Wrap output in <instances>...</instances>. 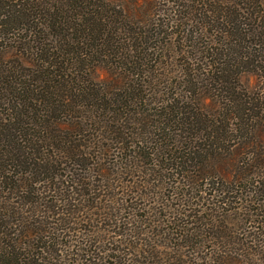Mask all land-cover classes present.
Here are the masks:
<instances>
[{"label": "trees", "instance_id": "16d2710c", "mask_svg": "<svg viewBox=\"0 0 264 264\" xmlns=\"http://www.w3.org/2000/svg\"><path fill=\"white\" fill-rule=\"evenodd\" d=\"M171 3L159 7L162 18L154 20L150 0H0V35L10 33L26 68L19 93L0 95L6 113L0 114V264H243L251 239L255 260L264 264V179L252 181L246 192L255 198L245 207V183L212 179L199 195L187 189L193 179L180 175L184 162L197 165L205 154L215 155L190 144L194 130L208 135L206 97L198 94L202 108H194L187 95L167 90L175 85L163 91L167 69L155 72L166 51L155 44L172 34L178 42L183 35L199 38L204 49L192 58L213 89L227 82L228 61L222 38L215 33L202 40L201 27L189 30L182 22L180 13L192 5ZM72 8L78 11L75 23L69 21ZM215 9L198 14L206 28L205 22L219 19ZM65 52L75 54V67L93 63L87 76L74 75L75 67L68 72ZM192 70L184 69L195 84ZM161 82L165 96L151 87ZM186 91L196 93L191 86ZM45 102L69 117H24L25 106L32 103L37 112L36 105ZM215 116L218 133L227 127L221 114ZM179 132L188 136L177 139ZM131 170L145 179L180 175L182 192L169 208L161 201L154 212L146 202L148 181L121 176ZM228 206L245 210L243 222L253 228L246 245L222 240L225 212L233 210ZM248 211L261 221L252 224Z\"/></svg>", "mask_w": 264, "mask_h": 264}, {"label": "rangeland", "instance_id": "374dc122", "mask_svg": "<svg viewBox=\"0 0 264 264\" xmlns=\"http://www.w3.org/2000/svg\"><path fill=\"white\" fill-rule=\"evenodd\" d=\"M150 2L156 8V12L152 15L154 20L157 17L162 18V16L156 15L159 7L161 9L165 7L169 8L172 5L171 0H150ZM184 2L192 5L191 9L180 13V18H183L182 22H186L187 29H193L194 25L201 27L202 31L208 33L203 32L204 36L202 40L207 39L209 36L214 38L215 33L217 37L222 38V46L226 49L228 61L226 72L228 73V77L227 82L222 83V86L218 88V85H216L214 89L213 87L215 85L208 84L202 79L204 70L198 67L200 65H197L196 58H192L194 54L201 55L204 49L203 45L200 44L201 40L198 41L199 38H194V41H191L188 35H183L181 42H178L174 39L178 35L172 34L165 40L160 38V43L155 44H163L165 46L163 48L166 51V56L160 60L161 62H158V70L155 72L157 75L163 72L161 69H167L163 85L165 89L163 91H166L167 86L170 85L172 87V85H175V87H172V90H167L173 91L174 93L177 92L180 95H187V99H190V104L194 108L199 107L195 100L198 94L203 93L206 97L205 103L207 107H205L203 112L210 125L208 135L204 137L203 129L199 131L194 130L195 136L190 138V144L199 145V147L203 148L202 151L208 150V153L211 151L215 155L211 157L210 154L208 156L205 154L206 159L200 158L199 161L201 162H196L197 165L194 160L184 162L182 164L184 167L179 166L180 175H183L186 181L193 179L194 182L191 183V188L187 189L191 193L198 192L199 195H201L202 188H206L208 191L212 179H224L228 183L234 182V184L236 181L245 183L247 187L245 190L241 188L243 193L241 199L245 200L242 204L246 207V203H249L250 199L255 198V194L246 192L250 189L252 181L264 179V76L263 71H261V66H264V0H195L194 2L184 0ZM210 6L218 8L215 11L218 12L219 19H215L212 22H205L210 26L206 28L202 24L206 20L200 18L198 14L203 9H209ZM146 8L148 9V6ZM76 9L72 8L69 10V15L71 16L69 21L74 23L75 20L72 17H75V14L78 13ZM196 13L197 16L193 17ZM210 16L212 17V15ZM198 17L199 19H197ZM52 29L57 30L56 27H52ZM52 29L50 32H52ZM50 34L55 35L53 32ZM11 42L12 38L10 33L6 36L0 35V95L3 93L7 95L9 91L18 94L21 88V86L18 87L20 81L25 80L24 70L26 68L22 65L25 55L19 53L16 47L11 46ZM64 56H66L65 63H70L71 68L68 70L70 72L75 67V54L73 52L70 54L65 52ZM68 58H70L69 62ZM91 63L87 62L84 65L85 68L80 66V68L75 67L74 75L82 74L84 77L87 76L88 72L86 69H90L93 64ZM189 66L193 69L190 73L195 84L188 82L189 77L184 71ZM159 85L160 87L158 88L156 84L151 87L154 89V92H158L156 93L158 96L159 94L160 96L161 94L165 96L164 92L162 93V82L157 84V86ZM189 86L194 88L195 94L186 91ZM58 98L56 95L50 97L51 101H56L55 103L59 102ZM50 105V103L46 102L45 104H37L38 111L36 112L33 104L30 103L25 106L26 114L24 117L27 119H41L48 115H51V118L56 117L57 119L69 117V114L63 113V110L60 109H55V112H53L49 109ZM216 113L223 116L220 117L221 124L227 127H221V131L218 130V133L214 129V127L219 126L214 123L218 121V119H215ZM0 114L5 115L6 113L0 110ZM35 131H37L36 127ZM40 132H42V129H40ZM179 133L181 135L179 137L177 136V139L188 136L186 133L185 135L182 134L183 132ZM200 166L203 169L200 170L198 168ZM1 171L2 168H0V174ZM91 171L95 174L96 169L88 172ZM131 171L130 174L123 173L121 176L125 180L130 181L132 179L148 181L144 186L146 187L144 191H150L147 193L149 194L147 197H151V199H148L150 201H145L150 210L154 212L159 211L161 201L166 204V209L169 208V204H174V199L178 195L177 192H182L178 190L182 187V181L184 180L181 179L182 177L180 175L177 176V179L170 180L145 179V177H140L143 174L142 172ZM59 172L60 170L57 173ZM160 172L167 173V171ZM175 172L173 173L175 174ZM17 175L21 176L22 170H17ZM69 177L67 176L66 179H69ZM184 186L187 187L186 185ZM142 189L143 187L138 191V194H143L144 191H141ZM222 189L225 190L224 188ZM134 193L136 192L134 191ZM166 193H170L171 197L166 198L164 196ZM202 195H204V192H202ZM117 197H121L119 192ZM159 197L160 200H158ZM186 197V199H189L188 194H186ZM152 199L158 201L153 202ZM187 203L190 204V202ZM170 207L174 206L170 205ZM244 212L245 210L238 208H233V210H227L225 212L223 223L226 238L224 237L222 239L223 241L225 240V242H229L230 244L232 242H242L244 245L248 243L245 235H247L248 231L251 232L253 228L243 222L242 217ZM248 215L254 225L259 220L261 221V215H253L251 211H248ZM215 240L218 239H214L213 241L215 242ZM250 246L252 248L246 247L247 249L245 251L247 252H244L243 264H261L255 260V242L252 239L250 240Z\"/></svg>", "mask_w": 264, "mask_h": 264}]
</instances>
